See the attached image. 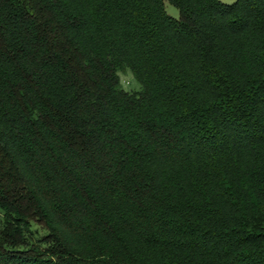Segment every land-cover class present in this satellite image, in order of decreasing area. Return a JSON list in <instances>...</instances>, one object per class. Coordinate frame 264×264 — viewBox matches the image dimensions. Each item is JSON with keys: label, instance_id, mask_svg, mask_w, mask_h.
<instances>
[{"label": "trees", "instance_id": "obj_1", "mask_svg": "<svg viewBox=\"0 0 264 264\" xmlns=\"http://www.w3.org/2000/svg\"><path fill=\"white\" fill-rule=\"evenodd\" d=\"M0 264H264V0H0Z\"/></svg>", "mask_w": 264, "mask_h": 264}, {"label": "clouds", "instance_id": "obj_2", "mask_svg": "<svg viewBox=\"0 0 264 264\" xmlns=\"http://www.w3.org/2000/svg\"><path fill=\"white\" fill-rule=\"evenodd\" d=\"M225 3H229L230 0H224ZM176 18L178 17V10H176ZM127 68V66H126ZM128 75L132 77L131 82L129 79L125 78L124 72L120 69L114 73V75L118 78L119 84L117 86V91H122L128 95H132L135 92H139L142 89V85L137 81L134 76H132V72L130 68H127Z\"/></svg>", "mask_w": 264, "mask_h": 264}, {"label": "rangeland", "instance_id": "obj_3", "mask_svg": "<svg viewBox=\"0 0 264 264\" xmlns=\"http://www.w3.org/2000/svg\"><path fill=\"white\" fill-rule=\"evenodd\" d=\"M222 3H225L224 0H220ZM236 0H230L229 3H225V4H232L234 3ZM165 10L167 12V14L175 19H181V15H180V11L178 10V8H176L175 6H173L172 4H170L169 2H165ZM176 10H178V17L176 18ZM125 78L129 79V82H131L132 77H130L128 75L127 70L123 71ZM133 76V74H132ZM135 78V77H134ZM33 230L35 231V237L36 239L42 238L44 237L47 232L45 229H43L42 227L38 226V225H34L33 226Z\"/></svg>", "mask_w": 264, "mask_h": 264}]
</instances>
